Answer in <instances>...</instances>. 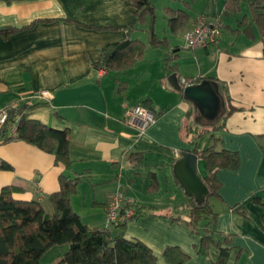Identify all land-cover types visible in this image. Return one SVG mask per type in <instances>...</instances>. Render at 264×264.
I'll return each mask as SVG.
<instances>
[{"label": "crops", "instance_id": "crops-1", "mask_svg": "<svg viewBox=\"0 0 264 264\" xmlns=\"http://www.w3.org/2000/svg\"><path fill=\"white\" fill-rule=\"evenodd\" d=\"M150 1L165 20L160 30L155 21L154 32L175 53L178 85L184 86L180 77L214 81L222 100L218 116L200 115L164 75L162 48L147 45L127 69L97 74L94 62L109 43L128 36L147 41L146 23L128 34L135 17L127 0H0V109L26 104L28 118L65 130L70 159L66 166L21 139L0 142V163L10 165L0 168V189L15 185L18 197L43 203L59 189L60 174L79 176L70 205L81 220L117 233L105 207L119 188L141 207L124 222V236L145 243L160 264H166L167 246L188 254L183 264H217L216 249L209 256L198 251L206 229L235 249L226 264H264V37L251 19L253 0H239L237 12H225L224 0ZM167 8L189 15L175 32ZM198 15H219L220 36L213 45L189 49L184 32ZM242 17L249 32L245 26L235 30ZM135 103L156 113L143 134L125 122V110ZM201 130L206 132L198 136ZM213 137L217 148L236 154L237 164L216 171L217 194L208 200L215 215L196 232L187 224L190 202L173 164L181 151L204 150ZM197 156L203 177L206 164Z\"/></svg>", "mask_w": 264, "mask_h": 264}, {"label": "trees", "instance_id": "trees-1", "mask_svg": "<svg viewBox=\"0 0 264 264\" xmlns=\"http://www.w3.org/2000/svg\"><path fill=\"white\" fill-rule=\"evenodd\" d=\"M127 1L135 17L128 27V34L136 30L140 24L146 23L147 41L128 36L124 40L109 43L99 59L94 62L95 68L125 70L140 60L145 47L150 45L164 49V75H170L174 70L171 61L175 58V53L170 50L167 40L158 39L155 35L154 5L150 0ZM250 8L251 19L257 24L260 34L264 37V0H253ZM239 9V0H224L225 12H237ZM166 10L167 24L171 31L175 32L188 21L189 15L185 10L170 8ZM246 24L247 17H242L235 30L245 26L244 30L249 32L250 25ZM28 109L29 106L26 104L8 109V120L0 129V142L10 139L24 140L46 152L53 153L56 161L69 166L66 131L28 118ZM231 110L232 108L229 107L228 112ZM215 127L216 124L212 129ZM205 132L206 130H201L196 133L199 136ZM216 143L217 138L213 137L212 144L204 150L195 147L191 149L206 164V174L202 180L209 192L201 205H197L193 198L188 196L190 204L187 224L196 232L200 223L204 226L210 225L211 218L215 215L208 200L209 197L217 194L219 185L215 177L216 171L222 167L234 168L237 164L236 154L217 148ZM9 167L10 165L5 162L0 163V168ZM79 178V176L59 175V189L48 195L52 205L51 211H48L42 201L36 198L18 197L16 193L21 190L18 186L1 187L0 264H160L145 243L124 236V223H113V228L118 229V232L113 234L108 227H90L81 220L70 205V196L75 192ZM140 213L141 207L137 206L130 219ZM262 219L264 222V213ZM228 240L226 237L218 240L211 230L206 229L201 234L198 251L202 255L209 256L210 249L214 248L216 249L214 261L217 264H226L231 251H235L227 244ZM56 244H67L68 249L56 263H42L41 256ZM163 257L166 264H183L189 256L177 246H167Z\"/></svg>", "mask_w": 264, "mask_h": 264}, {"label": "built area", "instance_id": "built-area-1", "mask_svg": "<svg viewBox=\"0 0 264 264\" xmlns=\"http://www.w3.org/2000/svg\"><path fill=\"white\" fill-rule=\"evenodd\" d=\"M222 21L219 16H213L208 19L204 15H198L191 28L184 32V46L189 49L207 47L215 44L220 36ZM105 72L104 68H99L97 74L101 75ZM182 85L190 84L185 77H180ZM156 113L143 105L135 103L125 110V122L137 129L143 134L147 127L155 121ZM8 120V109H0V129ZM135 200L124 198L121 190H114L108 199L105 207L106 219L108 224L124 223L129 220L135 212Z\"/></svg>", "mask_w": 264, "mask_h": 264}, {"label": "water", "instance_id": "water-1", "mask_svg": "<svg viewBox=\"0 0 264 264\" xmlns=\"http://www.w3.org/2000/svg\"><path fill=\"white\" fill-rule=\"evenodd\" d=\"M169 78L181 89L183 97L194 104L200 115L213 120L221 112L222 100L214 81L204 78L197 83L180 87L174 73L170 74ZM197 157L191 150L181 151L173 164V173L184 194L192 197L197 205H201L209 192L198 172Z\"/></svg>", "mask_w": 264, "mask_h": 264}, {"label": "rangeland", "instance_id": "rangeland-1", "mask_svg": "<svg viewBox=\"0 0 264 264\" xmlns=\"http://www.w3.org/2000/svg\"><path fill=\"white\" fill-rule=\"evenodd\" d=\"M156 3L155 0H152ZM158 4V6H160V3H159V0L157 1L156 5ZM160 12H156V18H155V21L156 24H157V28L158 30L160 29H163V27L165 26V20L164 18H162V15L160 14ZM161 21V25H160V22ZM178 36L180 37V34H178ZM49 200H46L43 202V206L47 209L48 207V204H50L48 202ZM47 210H50V209H47ZM68 249V245L67 244H56V245H53L52 247H50L40 258V261L42 263H56L63 255V253Z\"/></svg>", "mask_w": 264, "mask_h": 264}]
</instances>
